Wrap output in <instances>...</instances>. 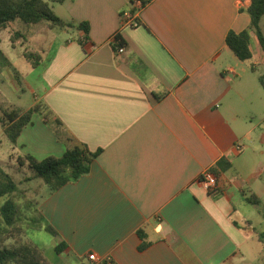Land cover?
<instances>
[{"label": "crops", "instance_id": "0c3cea01", "mask_svg": "<svg viewBox=\"0 0 264 264\" xmlns=\"http://www.w3.org/2000/svg\"><path fill=\"white\" fill-rule=\"evenodd\" d=\"M249 5L146 0L139 9L133 0H64L52 7L66 22H87L88 32L60 27L51 55H41L37 83L28 85L43 114L14 147L37 159L61 156L68 135L99 151L87 174L56 191L31 180L43 190L42 228L51 227L60 246L55 264H247L244 247L257 235L233 214L256 206L250 194L262 205L264 119L248 121L253 111L244 104L249 88L262 92L225 38L249 25ZM132 8L140 24L123 26L121 14ZM250 50L252 72L264 69L254 34ZM221 159L228 166L208 192L199 176Z\"/></svg>", "mask_w": 264, "mask_h": 264}, {"label": "trees", "instance_id": "16d2710c", "mask_svg": "<svg viewBox=\"0 0 264 264\" xmlns=\"http://www.w3.org/2000/svg\"><path fill=\"white\" fill-rule=\"evenodd\" d=\"M51 1L62 3L64 0ZM140 1L144 6L146 0ZM130 11L135 12L136 10L132 8ZM247 11L250 16L249 25L240 32L228 31L225 38L227 46L242 61L251 59L250 39L252 34L257 37L264 54V34L261 28L264 0H250ZM15 19L32 24L46 21L49 27L75 25L84 31L85 38L88 32L87 22L82 21L78 24H72L62 20L52 11L45 0H0V30L7 28L9 23ZM19 37H22L19 31L9 37L13 48L15 47V40ZM114 40L116 46L123 44L118 35L114 37ZM22 56L32 67L41 64L42 56L38 51L25 50L22 52ZM9 65L8 58L0 48V70ZM250 67L254 70L252 65ZM258 80L264 89V72L258 76ZM42 110L43 106L38 103L25 110L15 106L10 107L8 110H2L0 114V127L2 129L0 144L7 139L14 147L23 128L32 122L34 114H43ZM56 124L61 125V122L57 120ZM56 134L61 138L58 129ZM64 138L69 142V145L61 156L51 155L43 159H37L30 154L18 155L14 162L19 167H25L30 171L29 175L24 176L19 181L14 180L12 175L0 166V264H52L45 258L43 251L26 236L27 228H42V214L36 206L37 200L35 202L27 198L25 189L21 188L20 184L36 179L40 180L49 192H53L66 183L77 181L90 171L92 162L99 151L89 150L85 144L76 142L71 136L65 135ZM12 156L13 154L9 156L10 159ZM223 164L228 166V163L222 159L217 161L210 168V171L218 176L219 170H224ZM246 200L259 206L264 222V206L261 205L257 196L250 194L246 197ZM45 229L54 233V230L49 226H45ZM252 229L260 243V252L264 253V230L258 231L253 226ZM144 246L145 244L141 248ZM55 249L57 252L60 251V246Z\"/></svg>", "mask_w": 264, "mask_h": 264}, {"label": "rangeland", "instance_id": "374dc122", "mask_svg": "<svg viewBox=\"0 0 264 264\" xmlns=\"http://www.w3.org/2000/svg\"><path fill=\"white\" fill-rule=\"evenodd\" d=\"M50 8L57 7V3L51 0H45ZM46 21L38 23H25L20 19H15L10 22L8 27L0 30V48L5 56L8 58L10 65L5 66L0 70V114L2 110H8L10 107L15 106L22 110L29 108L34 102V94L29 88L28 83L36 84L38 80V69L32 67L22 56V52L25 50L41 52L44 60L47 59L54 50V46L57 43L58 35L61 32L60 27L50 28L46 25ZM262 32L264 34V15L261 22ZM20 32L22 37L15 40V47L11 46L9 37L15 33ZM60 34V33H59ZM24 38V39H23ZM42 58V59H43ZM247 64L248 69V81H252L256 86L261 88L262 97L257 93L248 91L247 102L248 109L253 111V114H249L247 120L260 124L264 119V89L260 87L258 75L263 73V67L258 66L256 72H252L249 61H244ZM246 81V80H245ZM247 108V107H246ZM2 129L0 127V135ZM13 156L10 159V155ZM22 151L13 147V145L7 140H3L0 144V166L12 175L14 180L19 181L24 177V172L30 174L28 169L24 172L17 171V164L14 162L18 155H22ZM35 181L20 184V187L25 189V195L27 198L36 202L43 194ZM253 204V203H251ZM37 206V205H36ZM262 206H264V196L262 198ZM34 210V208H32ZM243 215L244 219L248 220L253 227L258 231L264 230V222L262 214L260 213L259 206L247 205L245 208H239L238 213L233 214L234 219L241 221L240 216ZM26 236L39 247L45 256V258L52 264L56 263V245L52 241V236L43 228H27ZM247 256V264H264V253H261L260 243L256 236L249 238L247 245L244 247Z\"/></svg>", "mask_w": 264, "mask_h": 264}, {"label": "built area", "instance_id": "2783aa9c", "mask_svg": "<svg viewBox=\"0 0 264 264\" xmlns=\"http://www.w3.org/2000/svg\"><path fill=\"white\" fill-rule=\"evenodd\" d=\"M133 3L135 6H137V8H141L142 4L140 0H133ZM121 23L123 26H129V27H137L140 22L139 20H137V14L136 11L132 12L130 10L127 11H123L121 14ZM124 47L120 46L117 48V51L119 53L123 52ZM199 182L201 183V185L208 191V192H213L217 189V176H215L210 169H206L204 170L200 176H199ZM88 258L91 260L95 259V255L89 254Z\"/></svg>", "mask_w": 264, "mask_h": 264}]
</instances>
